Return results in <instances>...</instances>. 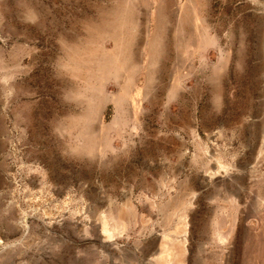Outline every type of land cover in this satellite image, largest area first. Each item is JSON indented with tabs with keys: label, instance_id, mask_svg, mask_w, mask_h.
<instances>
[{
	"label": "rangeland",
	"instance_id": "374dc122",
	"mask_svg": "<svg viewBox=\"0 0 264 264\" xmlns=\"http://www.w3.org/2000/svg\"><path fill=\"white\" fill-rule=\"evenodd\" d=\"M0 264H264V0H0Z\"/></svg>",
	"mask_w": 264,
	"mask_h": 264
},
{
	"label": "bare ground",
	"instance_id": "6f19581e",
	"mask_svg": "<svg viewBox=\"0 0 264 264\" xmlns=\"http://www.w3.org/2000/svg\"><path fill=\"white\" fill-rule=\"evenodd\" d=\"M105 229H106V228H105ZM109 234H110V233H109ZM107 235H108V233H107ZM109 238H110V237H109ZM169 251H170V250H169ZM169 251H168V252H169ZM170 253H171V252H170ZM169 255H170V254H169Z\"/></svg>",
	"mask_w": 264,
	"mask_h": 264
}]
</instances>
